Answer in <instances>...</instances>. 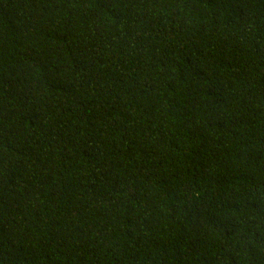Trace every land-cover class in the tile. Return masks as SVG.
I'll return each mask as SVG.
<instances>
[{"label": "trees", "instance_id": "1", "mask_svg": "<svg viewBox=\"0 0 264 264\" xmlns=\"http://www.w3.org/2000/svg\"><path fill=\"white\" fill-rule=\"evenodd\" d=\"M0 264H264V0H0Z\"/></svg>", "mask_w": 264, "mask_h": 264}]
</instances>
